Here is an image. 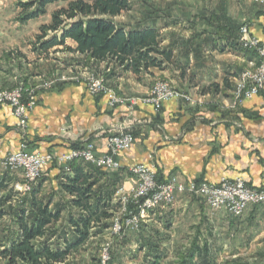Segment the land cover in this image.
Instances as JSON below:
<instances>
[{"label": "crops", "instance_id": "obj_1", "mask_svg": "<svg viewBox=\"0 0 264 264\" xmlns=\"http://www.w3.org/2000/svg\"><path fill=\"white\" fill-rule=\"evenodd\" d=\"M51 13L42 24L50 22ZM168 14L160 17L161 20L170 17V22L163 24L164 28L184 24L189 30L194 29V25H186L189 18L186 22L183 17L177 21L173 20L172 13ZM217 23L224 26L219 20ZM256 23L252 33L264 42V22ZM151 27L159 30V27ZM189 37L185 40L182 37L180 43L183 56L179 51L175 53L176 59L186 67L185 77L174 68L154 70L153 75H143L141 80L130 72L118 70L108 81L122 96L142 98L150 93L156 79L164 77L194 98L190 103L167 101L161 111L143 103L135 107L124 103L112 109L106 96L90 94L84 81H73L75 73L84 65L82 56L70 53L59 56L58 52L48 59L38 60L30 52V42L27 44L29 52H21L26 59L2 50L0 89L12 88L19 79L26 77L27 91L45 82L43 77L46 74L60 73L67 77L65 82L58 80L53 87L37 91L36 106L29 115L25 133L18 127L11 108L0 107V156L18 151L24 137L29 149L35 152H66L72 145L91 140L104 154L108 151V138L112 132L132 130L134 144L117 158L126 172L140 164L154 163L160 181L177 176L183 183L201 180L219 184L223 178L240 176L248 186L264 188V89L252 99L244 100L239 107L232 108L238 76L249 66L253 56L231 48L220 49V43L226 40L222 36H213L210 31ZM70 45L75 47L72 42ZM29 55L34 57L33 60ZM92 65L103 66L94 62ZM2 171L0 168V175L4 173ZM126 172L106 171L99 183L103 194L114 193V203L123 193H131L134 188V182ZM57 175V170L47 168V179L37 182L34 188L39 198L51 201L52 210L62 211L63 216L66 212L63 205L71 203V197L62 189V178L54 180ZM13 176L16 183L20 181L17 180L20 174ZM71 211L75 216L79 214L73 207ZM261 213L260 210H251L238 225L226 210H215L200 199L178 194L172 208L154 210L138 229H131L124 236L144 256L135 258L134 261L144 259L139 264L152 260L156 253L162 254L158 264H177L178 256L174 253L189 252L192 245L196 250L203 248L200 252L214 253L223 249L221 247L232 252L233 239L240 234L248 235Z\"/></svg>", "mask_w": 264, "mask_h": 264}, {"label": "rangeland", "instance_id": "obj_2", "mask_svg": "<svg viewBox=\"0 0 264 264\" xmlns=\"http://www.w3.org/2000/svg\"><path fill=\"white\" fill-rule=\"evenodd\" d=\"M20 1H22V0H0V44H2V46H3V47H1V45H0V54L3 52H6V51H8L10 53H15V55H19L21 52L28 53L29 51L27 48V44L34 39V36L39 31L40 25L48 19V15L54 9L61 6V5H59V6L58 5H50L48 7V14L46 16L41 17L37 20L31 21L26 25H20L15 21L17 15H18V12H19V10L17 9V3ZM130 1L132 3L131 13H128V14L124 15L123 18L116 20V23L118 25H125L126 27H128L127 28L128 30H133V29L140 30V29H142L148 25H149L148 27H151V26L159 27L158 29H159L160 33L165 30L161 34H162L163 38L165 39L166 43L168 42V44H166V45L175 46L177 49H175L174 52L176 53L179 51V55L182 54V56H183V52H182V50H180V49H182V45H180V43L182 42V37L185 40L186 38L188 39V36H190V37L192 35H199L200 36L204 33V31L212 32L213 36L224 37V40H226V41L223 43H220V46H219L220 49L230 48L229 47L230 42L228 41L227 37H236V39L238 38V42L243 49H246L249 51H254L255 52L254 55L250 54L251 56H253V59L250 61L249 66L239 74L238 79H237V83H236V86H235V89L233 92L234 101H233V107L232 108L235 109V108L239 107V105L244 101V100L242 101L241 99L237 98V93L235 92L236 88H238V86L241 84V82L239 81L240 78L242 77V75L244 73H246V71H248V72L253 71L254 72L257 68L261 69L260 65L263 63L262 57L260 55V52L258 51V48L256 49L253 46H247L245 44L253 41L254 39H259L260 44L261 45L264 44V42H262V40L260 38H258L257 36H254L252 33L253 27L255 28L257 25L256 22H258V21L264 22V0H130ZM168 13L169 14L172 13L174 16L173 20L176 19L177 21L183 17L184 21L186 22V18H189V21L186 22V25L190 23L191 25H194V29L189 30L188 26L185 27L184 24L181 26L179 24H176L175 28L169 27L171 29L164 28L165 25H163V24L170 22V17H167L164 20H161L160 17H162V18L166 17V16H164V14H168ZM218 20L221 21V24L224 26L220 27L219 23H217ZM228 24H229V26H227ZM162 28H164V29L162 30ZM69 44H71V42H69ZM2 50H3V52H2ZM29 56L31 58L30 60H33L34 57H32V55H29ZM59 56H63V53H59ZM182 56H180V57H182ZM84 64L85 65H83V67L78 70V73L77 74L75 73V77H73L74 78L73 81L74 82L75 81H84L86 83V86H87L89 93L94 95V96H97V95L106 96L108 98L110 107L112 109H115L124 103L131 104L132 107H135L139 103H143V104L153 106L156 111H161L162 106L165 102L161 103L160 107H158L157 104L152 103L153 102L152 100L155 99V95H153V94H157V90L161 89V85L163 86V88L166 87L167 90H169V91L171 89V91H173V92L183 93L189 97V100L180 99V98L179 99H172V100L185 101L187 103L194 102V98L190 94L180 90L179 88L174 86V84H172V82H170L168 79H166L164 77H160L153 82L150 93L145 97L139 98V97L122 96L120 94V92L113 85H111L108 82L109 79L111 77H113L118 72L117 70L115 71L114 75H110V70H109V68H106L105 64H101V65H103L102 68H101V66L92 65V64L86 65L85 61H84ZM257 64H259V65H257ZM33 67H32V70L36 71V69ZM119 72H121V70ZM45 74H46V72H45ZM64 75L65 74H60V73L59 74L56 73L53 75H49V74L47 75L46 74L45 77H43V79H46L45 82L37 84L36 85L37 87L34 86L33 89L29 90L30 92H32L34 94L33 98L30 99L31 100L30 102L34 101L35 103H33V105L28 108V111H27V118L28 119H27V125L25 127H22L20 125L19 119L14 115V111L10 107L11 110L13 111V115L18 120V125H19L18 127L20 128V130L23 133H25L27 128H28L29 115H30L31 111L33 110V108L36 106L37 91L38 90L40 91L43 88L53 87L54 86L53 84H56V82L58 80L65 82L67 75H65V76ZM93 76H94V78H98L97 80L102 81L101 85L103 88L100 91L94 92L91 89L92 85H91L90 80L92 79ZM26 80H27V77L24 80L19 79L18 83H16L14 87L0 89V94L4 93V92H11V91L16 90V89H21L22 90V103L25 104L23 102V97H24V91L27 90L26 89V83H25ZM262 89H264V87ZM261 90L259 91V93L261 92ZM109 91H111V93H109ZM259 93L252 96L249 99H252L253 97L257 96ZM109 95H112L113 98H110ZM29 103L26 104V106H29ZM4 106H0V107H4ZM122 134L131 135L134 139V142H135V134L133 133L132 130H126V131L116 130V131L112 132L108 138V151H107V153H104V154L100 153L97 150L95 143L92 142L91 140H87L84 143L79 144V147L76 148V149H79L81 147H85L86 145H93L94 151L98 157H101V155H108V156L113 157L114 161L120 165V167L117 170L116 169L109 170L106 168V166H100L98 164L96 165V164H93L91 162L87 163L86 161H84L81 158H78V159L75 158V159H72V160L66 162L64 160V157H65V155L71 154L75 150L73 148H70L66 152L42 153V152L31 151L29 149V146H28V151L31 153H36V154H41V155H46V154L49 155L50 154L52 156H58L59 155L61 157V159H63V160H61V162H60V159L58 160L56 158V159H53L48 164H46L43 167L40 176L33 182H26V180L24 178V172L22 170L12 171V170L6 169L0 165V168L3 170L2 172H4L3 174H11L12 176L15 174L21 175V177H19L17 179L20 181L17 183L15 182L14 188L17 192H20L21 195L25 194L24 197H18L15 200V202L11 206L8 207V209L13 208V207L14 208L17 207L22 201L23 202L25 201L24 204L22 202L23 207L25 206L26 209L30 208V203H29L27 196L30 195V193L33 190L37 192V190H35V188H34V186L37 182L47 179L45 177L47 168L55 169L58 171V175L54 180L61 177L60 174L69 175L70 174V165L75 160H80L84 164L96 166L97 168H99L105 172L106 171L112 172V173L119 172L123 168H122V166H121V164L117 158L124 151L114 154L110 148V140L113 137L120 136ZM23 141L27 142V138L24 137L22 139V143H23ZM134 142H133V144H134ZM27 145H28V142H27ZM20 150H21V145H20L19 150L16 152H19ZM16 152H14V153H16ZM14 153H11L5 157L0 156V158H7L8 156H10ZM140 165L155 167V169H156V181L159 184L168 183L169 181H171L172 179L175 178L178 180V182H180L181 184H184L185 186H188L189 184H191L193 182L197 183V184L206 183V184H210V185H219L222 182V180H224V179L234 180L236 178H242L240 176H237V177L232 178V179L223 178L219 184H211V183L201 181V180H192L188 183H183L180 181V179L177 176L170 178L168 181H160L158 179L157 167L154 163L140 164ZM137 166H139V165H137ZM132 168L127 170L126 174H127V176L132 178V180L134 182V188L131 191V193H123L120 196V200H118L119 207H118L117 211L115 212L114 217L111 221V227L107 230H104L103 233L93 237L87 245H85L83 248H81L77 252H74L69 257V259L67 260V262L65 264H108L109 260H110L111 252H113L115 254V260L113 261V263H110V264H139L140 261H142L144 259H139V260L137 259L136 261H134L135 258L140 255L137 251L138 248H136V245H132L131 241H127L126 236H123V235H125V233L131 229H133V230L138 229L140 227L142 221L144 219L148 218L150 213L153 212L154 210H156L158 208H165V209L172 208V206L174 205V203L176 201V197L178 194H188L191 197L200 199L209 208H212L215 210H221V209L226 210L234 218V220L236 221V223L238 225H241L242 222H244L242 220H244V218L246 216H249L248 213H250L251 210H254V209L260 210L262 212L261 213L262 216H260L257 219V221L254 222L253 230L248 235L240 234L239 236H237V234H236L237 237L233 239V241L235 242V245L233 247L232 252H230L231 250L228 248L221 247L223 249L217 250V252L207 253L208 254L207 259L210 258L213 261V264H264V205H250V206H248V208L244 211V213L242 215L235 216L231 212H229V210L226 209L225 207H221V208L211 207L210 205L207 204V202L202 197H200L198 195L190 194L188 192H183V193L177 192L175 194V199H174L171 206H167V207L160 206L157 208L150 209L147 211L146 216L142 217V215L139 214V212H140V210L138 208L139 205L131 201L126 206L127 213L125 214V212H123V207L125 206V204L122 202V198L132 197L133 194L135 193L136 189H137L136 178L131 173ZM3 174H1V175H3ZM128 174H130V175H128ZM242 179L244 180L245 185L250 189H253V190H263L264 189V188H259V189L252 188V187L247 185L244 178H242ZM15 180L16 179H14V181ZM43 195L46 196V193H43ZM142 202H143V200H141V203ZM130 204H134L137 206L138 214H135L132 211H130V209H129ZM63 206H64V211L66 210L65 213L63 212V214H65L63 216L61 215L62 211L54 212L55 210L53 209L54 213H60L61 218L63 217L62 220H60V222L57 224V227H56V231H57L58 235L56 237L55 236L53 237V239L56 238V240H58V242H60V245L62 244V242L64 240H74V237H75L73 229L69 224L70 218L72 216L75 217V215H73L72 211H71L72 204L69 202L68 205L64 204ZM66 213H67V215H66ZM130 213L132 215H137L138 220H139V222L137 224L127 225V220L130 219L132 216V215H130ZM117 218H119L118 224L121 226V229L119 231L115 230V226L117 224V220H116ZM3 222L4 223L0 222V252L3 250V248H5L6 246L7 247L9 246L11 240H13L14 238H18L17 228L15 226L11 225L10 219L7 218ZM122 243H124L125 246L121 247ZM127 243H130V244H127ZM4 244H5V246H4ZM52 244H55V242L54 243L52 242ZM106 249H107V252H106ZM200 250H203V248H201V249L199 248L198 250H196V253H198V254L206 253L205 251L200 252ZM106 253H107V258H105ZM183 253L185 254V252H183ZM179 254H182V252H179V253L175 252L174 253L175 256H178V259H179ZM140 257H144V256L140 255ZM202 258H203V256L202 257L197 256L196 259L193 261V263L194 264H201L200 262H202L201 261ZM177 263H178V260H177ZM0 264H6V262L1 258V256H0Z\"/></svg>", "mask_w": 264, "mask_h": 264}, {"label": "trees", "instance_id": "obj_3", "mask_svg": "<svg viewBox=\"0 0 264 264\" xmlns=\"http://www.w3.org/2000/svg\"><path fill=\"white\" fill-rule=\"evenodd\" d=\"M50 5L61 6L54 9L50 22L42 24L29 43L30 52L38 60L48 59L58 52L70 53L82 56L86 65L93 62L105 64L110 75L121 70L141 80L143 75H153L154 70L174 68L180 70L182 77L186 76V67L176 59L173 46L165 45L159 30L152 27L127 30L116 23L118 17L132 11L130 0H22L17 3L19 12L15 21L26 25L44 17ZM227 38L229 47L234 51L255 54L243 49L238 38ZM69 42L74 43L75 47ZM19 55L27 58L22 53ZM33 95L30 91H24L23 102L28 104ZM78 147L79 144L71 146L75 150ZM124 172L126 169H121L117 174ZM60 175L59 178L64 181V193L71 197L72 207L79 212L69 220L74 240H64L61 245L56 238L53 239L58 235L56 227L61 215L53 212L51 201L39 198L33 190L27 196L29 209L22 206L25 201L8 209L21 193L15 190L11 174L0 175V222L9 218L11 225L17 228L18 235L0 252L6 264H65L74 252L111 227L119 204L113 202L114 193L103 194L99 189L106 172L75 160L70 165V174ZM129 209L138 214L136 205L130 204ZM110 255L108 264L115 260V254L111 252ZM197 256H203L201 264H213L210 258L207 259V253H196L194 245L189 252L179 254L177 264H194ZM161 259L162 254L156 253L152 260L144 264H158Z\"/></svg>", "mask_w": 264, "mask_h": 264}, {"label": "built area", "instance_id": "obj_4", "mask_svg": "<svg viewBox=\"0 0 264 264\" xmlns=\"http://www.w3.org/2000/svg\"><path fill=\"white\" fill-rule=\"evenodd\" d=\"M251 42L246 43L245 45L261 49L262 64H264V44L261 45L259 39H254ZM97 79L98 78H94L93 76L90 80L92 85L91 89L94 92L100 91L103 88L101 85L102 81ZM239 81L241 84L236 88L235 92L237 93V98L243 101L256 95L264 87V72L261 74H254V72L246 71ZM109 93H111V91H109ZM153 95H155V99L152 100V103L157 104L158 107H160L161 103L172 99L180 98L189 100V97L185 94L173 92L171 89L169 91L166 87L163 88L162 85L161 89L157 90V94ZM109 97L113 98L112 95H109ZM33 103L35 102H30L29 106L22 103L21 89L0 94V106L5 105L11 107L22 127L27 125V111ZM133 142L134 139L131 135L122 134L120 136H115L110 140V148L111 151L116 154L128 150ZM56 158L58 160L60 159V162L63 160L59 155L52 156L50 154L41 155L31 153L28 151L27 142L23 141L19 152H16L7 158H0V165L12 171L22 170L26 182H33L40 176L43 167ZM75 158H81L84 161L96 165L106 166L109 170H117L120 167V165L114 161L112 156L101 155V157H98L94 151L93 145H86L85 147H82V150H74L71 154L65 155L64 160L67 162ZM131 173L136 178L137 189L132 197L122 198V202L125 204L123 207V212H125V214L127 213V204L132 201L139 205V214H141L142 217H145V208L171 206L177 192H188L190 194L198 195L211 207H225L235 216L242 215L250 205H264V189H250L245 185L242 178H236L234 180L224 179L219 185H210L206 183L197 184L193 182L188 186H185L175 178L165 184L157 183L156 169L153 166H135L131 169ZM141 200H143L142 203ZM130 215L132 214L130 213ZM116 220L117 224L115 230L119 231L121 229V226L118 224L119 218ZM138 222L137 215H132L131 218L127 220V225H134ZM105 258H107V253L105 254Z\"/></svg>", "mask_w": 264, "mask_h": 264}, {"label": "bare ground", "instance_id": "obj_5", "mask_svg": "<svg viewBox=\"0 0 264 264\" xmlns=\"http://www.w3.org/2000/svg\"><path fill=\"white\" fill-rule=\"evenodd\" d=\"M258 51L260 52V55H261V57H262V50H261V49H258ZM257 65H259V64H257ZM260 68H261V69H258V68H257V69L254 71V74H261V73H263V72H264V64H261V65H260ZM251 72H253V71H251ZM240 80H241V78H240ZM77 150H82V148L77 149ZM86 162H87V161H86ZM150 209H153V208H145V215H146L147 211L150 210Z\"/></svg>", "mask_w": 264, "mask_h": 264}]
</instances>
